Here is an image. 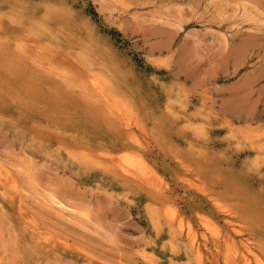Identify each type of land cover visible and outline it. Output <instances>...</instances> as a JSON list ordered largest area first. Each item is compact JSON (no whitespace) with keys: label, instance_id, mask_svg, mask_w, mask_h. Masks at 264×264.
I'll return each mask as SVG.
<instances>
[{"label":"rangeland","instance_id":"374dc122","mask_svg":"<svg viewBox=\"0 0 264 264\" xmlns=\"http://www.w3.org/2000/svg\"><path fill=\"white\" fill-rule=\"evenodd\" d=\"M259 263L264 0H0V264Z\"/></svg>","mask_w":264,"mask_h":264},{"label":"bare ground","instance_id":"6f19581e","mask_svg":"<svg viewBox=\"0 0 264 264\" xmlns=\"http://www.w3.org/2000/svg\"><path fill=\"white\" fill-rule=\"evenodd\" d=\"M9 33V32H8ZM15 50V49H14ZM14 50H12V51H14ZM19 53V52H18ZM2 54V53H1ZM9 55V54H8ZM11 55V54H10ZM22 55V54H21ZM3 56H5L4 54H3ZM9 57V56H8ZM13 57H15V56H13ZM16 58V57H15ZM20 58V57H19ZM6 60V59H5ZM8 60V59H7ZM15 60V59H14ZM13 60V61H14ZM17 60V59H16ZM9 61H10V59H9ZM15 62H17V61H15ZM19 62V61H18ZM8 64H12V63H8ZM93 82V81H92ZM142 158V157H141ZM127 159V158H126ZM130 160V159H129ZM133 160V159H132ZM129 162H131V161H129ZM131 163H133V162H131ZM137 163V164H136ZM136 163H135V165L139 168V170H141V171H143V172H145V170H148V167H146V165H145V163H144V161L142 160V159H136ZM137 168V169H138ZM152 173V172H151ZM152 175H153V173H152ZM54 204H55V201H54ZM65 206V205H64ZM61 207V206H60ZM63 207V206H62ZM66 207V206H65ZM70 209V208H69ZM70 212V211H69ZM174 216V215H173ZM182 221V220H181ZM180 224V223H179ZM190 227V226H189ZM190 229V228H189ZM186 232V231H185ZM244 256V255H243ZM245 257V256H244ZM259 264H261V263H259Z\"/></svg>","mask_w":264,"mask_h":264}]
</instances>
